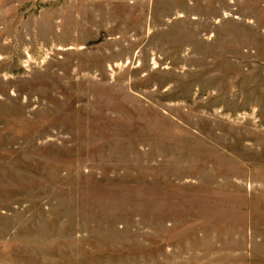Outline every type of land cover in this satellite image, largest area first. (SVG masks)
<instances>
[{"label":"rangeland","instance_id":"obj_1","mask_svg":"<svg viewBox=\"0 0 264 264\" xmlns=\"http://www.w3.org/2000/svg\"><path fill=\"white\" fill-rule=\"evenodd\" d=\"M0 264H264V0H0Z\"/></svg>","mask_w":264,"mask_h":264}]
</instances>
